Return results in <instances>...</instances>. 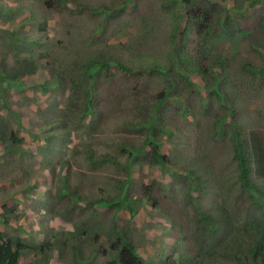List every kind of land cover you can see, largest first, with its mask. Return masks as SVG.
Masks as SVG:
<instances>
[{
    "label": "rangeland",
    "instance_id": "rangeland-1",
    "mask_svg": "<svg viewBox=\"0 0 264 264\" xmlns=\"http://www.w3.org/2000/svg\"><path fill=\"white\" fill-rule=\"evenodd\" d=\"M46 1L0 0V73L30 71L34 62L37 66L32 74L21 77V87L3 91L0 82V114L9 124L8 138L0 142V231L34 246L44 238L53 240L48 225L54 233L58 231L57 243L77 230L78 247L85 254L96 256L94 264H107L101 252L109 244L105 231L115 215L104 208L94 215L88 204L82 213L74 205L69 221L57 218L50 222L48 214L42 212V200L47 199L49 191L57 189L58 176L62 175L59 172L66 160L72 161L67 168L70 195L77 192L84 199L76 203L78 206L101 197L117 199L121 195L118 187L127 176L132 178L127 185V194L132 198L151 193L149 196L157 199V207L148 197L134 205L138 209L134 218L128 212L116 217L121 226L125 224L134 232L133 242L145 264H155L160 257L172 255L173 246L183 239L190 225L194 226L195 213L185 204L188 184L173 178L186 164L195 170L193 177L204 181L197 195L205 212L223 204L230 211L246 209L244 199H237L240 190L233 143L217 128L237 122L249 135L257 133L264 141V73L261 81L251 73V67L264 66V0L255 5L248 4V0H196L213 15L209 34L197 18L188 19L184 8L180 9L184 12L182 19L175 20L176 4L165 7L163 0H66L84 8L61 4L62 10L50 9ZM238 8L243 9L241 14L234 11ZM221 21L223 25H219ZM177 24L181 31L188 28L184 43L173 39ZM223 26L228 28L227 33ZM15 37L19 43L13 48L11 41ZM23 41L25 51L20 52ZM181 48L209 68L208 82L201 77H193V86L182 82L171 56ZM106 53L114 61L106 70L98 71L90 84L93 114L81 124L84 127L78 135V146L73 139L65 143L70 149L77 148L78 153L42 151V139H32L33 136H59L63 114L74 107L75 97L81 95V87H74L82 84L78 78L81 70L72 71L69 67L78 59L84 60V56ZM18 54L27 58L23 65L18 64ZM212 55H220L225 61L226 80L219 83L224 99L211 91L215 73L220 72L219 67L210 66ZM117 62L132 68L133 73L121 72ZM168 65L173 68L170 79L164 81L156 67ZM242 65H248L245 72ZM166 89L171 91L156 115L159 124H165L158 136L162 153L174 166L163 171L150 166L151 149L147 147L128 174L130 160L119 156L117 149L124 142L137 149L145 143L148 128L143 123L154 115L158 96ZM178 99L189 101L190 116H184L185 107ZM229 111L235 115L233 122L224 120ZM75 122L79 124L77 118ZM12 131L24 141L20 149L11 146ZM54 141V148L64 145L58 139ZM86 144L92 145L99 165L91 167L82 147ZM108 156L116 158L121 166L108 161ZM33 186L38 189L32 190ZM2 206L8 209L6 218L2 216ZM65 207L60 204L58 212L63 214ZM87 217L91 224L97 222L106 229L101 231L90 225L95 232H101L97 242L95 233L82 234L87 228ZM7 219L10 224L4 225ZM66 249V259L71 260L72 248ZM187 250L195 255L193 246ZM41 259L42 256L26 251L20 264H42ZM50 264H63L60 254L54 253Z\"/></svg>",
    "mask_w": 264,
    "mask_h": 264
},
{
    "label": "trees",
    "instance_id": "trees-1",
    "mask_svg": "<svg viewBox=\"0 0 264 264\" xmlns=\"http://www.w3.org/2000/svg\"><path fill=\"white\" fill-rule=\"evenodd\" d=\"M248 1V4L255 5L261 0ZM128 2H130V0ZM45 3L53 10H62L61 4H67L66 6L71 5L73 9L80 7L74 2L69 4L66 0H47ZM173 3L177 6L175 9L177 15L175 20L182 19V15L185 12L188 19L192 20L193 18H197L201 28L205 29L208 34L212 32L211 20L213 22V15L209 14V9L206 7L205 12L200 2L196 0H163L162 4L166 7L171 4L173 5ZM80 8L83 9L84 7ZM183 8L185 9L184 12L180 10ZM234 11L241 14L243 9L238 8L234 9ZM220 24L223 25L222 21L219 22V25ZM222 28H224V31L227 33L228 28L226 26ZM187 34V26L181 31L180 24H177L173 30V39L184 43ZM11 42L13 43V48H16L17 43H19H16V37L12 39ZM25 47L26 43L23 41L20 44V52L25 51ZM171 56L172 65L174 69L179 71L182 82L185 81V83L193 86L195 85L193 83V77H201L206 82L209 81V68L203 66L200 61L196 62L192 56L190 57L188 53L184 52L183 48L175 49ZM23 57V54H18L17 58L19 65H23L27 62V58ZM209 60H211V67L220 68V72L215 73L214 88H211V91L215 95L216 93L219 94L220 98L224 99L219 83L226 80L227 71L225 61L220 55H212ZM113 61V58L108 56L107 53L101 55L93 54L92 58L84 56V60L78 59L72 64L73 66L69 67L72 71L79 72L81 70V75L79 74L78 78L82 84L81 86L74 85L76 89L81 87L78 91L81 95L75 97L74 107H70L63 114L61 124L64 125L60 126L58 129L59 136L50 135L51 137L46 136L45 138L33 136L32 139H42V141L40 140L43 143L41 145L44 147L42 151H47L49 154L60 151H66V153L73 151L74 153H78V151H76L77 148L75 149L73 146L72 149H70L65 143L69 139H73L75 146H78L76 145L78 135L84 127L81 124L85 123L86 118L93 114V92L90 84L93 83L98 71L106 70ZM117 66L122 70L121 72L126 74L133 73L134 71L132 68H126L120 62H117ZM242 67V72L248 69V65H242ZM0 68H3V66H0ZM32 68L36 70L37 66L35 62ZM172 68L168 65L163 68L156 67V70L160 71L162 79L167 81L170 79ZM33 70L22 72L16 70L12 73H0L2 90L6 91L7 89L21 87V77L32 74L34 72ZM251 71L258 81L262 80L264 66L260 68L253 66L251 67ZM83 83H86L87 87H84ZM41 89H44L43 86H41ZM169 89L159 94L157 102L155 103L154 115L152 114L148 120L143 123V125L148 128V137L145 143L137 149L136 146H129L124 142L121 143V146L117 149L119 156H127L130 160L127 166L128 174H130L131 166H133L132 164L139 162L138 157L145 152L147 147L151 149L149 152L150 166L158 167L161 171L171 169L174 166L171 159L162 153L158 131H164L161 125L165 124H159L156 116L161 109L162 103L167 99L168 92L171 91H169ZM226 98L228 97L225 96V99ZM180 101L185 107L184 116H190L189 101ZM76 118L79 124L75 122ZM225 119H228L229 122H233L235 119L233 111H229L224 117V120ZM224 120L221 119L219 122L222 124ZM217 129L222 130V133L230 138V141L233 143L234 159L237 163L238 185L240 190L237 199L242 197L244 199L242 202L247 203L246 207L248 209L239 208L238 212H235L228 210L227 205L223 204V206L221 205L214 211L205 212L199 201V196L197 195L204 181L197 180L198 176L193 177L195 170H191V165L186 164L187 167L178 169L177 173L173 174V178H177V181L181 179V181L188 184V196H186L185 204L195 213V216L192 218L194 226L190 225L189 231L183 235V239L173 246L172 255L166 258H164V256L160 257L157 263L154 262L155 264H264V141L257 133L249 135L247 131H244L237 125V122H233L231 127L225 126L223 128L221 125L218 126ZM8 130V121L0 114V142L6 141L8 138ZM52 138L54 140L58 139L64 145L54 148L56 141ZM9 140L12 141L11 146H14L15 149H20L24 143L23 139L18 138L13 131ZM82 147L84 152L87 153L86 158L88 162H92L90 164L91 167L96 164L99 165L98 158H96L95 152L92 150V145L86 144L82 145ZM7 151H11V149H7ZM108 158L110 159L108 161L114 162L116 166H121L116 158H112L111 156H108ZM66 161L63 162L59 172L62 175L58 176L59 181L56 184V186H58L57 189L49 191L47 193V199L42 200V212L48 214L47 217H50V222L57 218L63 221L68 219L69 221L74 205L78 207L79 213L84 212L88 204L89 211L94 215H99V210L104 208L106 209L105 212L112 213L117 218L119 214L127 212L134 218L138 209L133 206L141 203L144 199L147 200V197L149 198L148 200L153 201L154 207L158 206L157 199L149 196L151 193L138 199H134L127 194V185L132 180L130 176H127V180L124 183H119L121 187L117 186L121 194L117 195V199L101 197L97 200L87 202L83 206H78L76 203H81V200L84 199L79 196L77 192L70 195L71 181L67 168H69L72 161L68 160L69 164ZM64 170L66 171L65 173H63ZM257 178L262 179L263 182H259ZM153 187V185L150 186L148 190ZM31 189L35 190L38 189V187L33 186ZM62 203L66 205L63 214L59 213L57 208ZM2 207H4V214H2V216L6 218L7 215L5 213H8V209L5 206ZM104 216L106 217V215ZM116 217L114 220L112 219L110 221L111 227L107 230L104 229V226H100V223L95 222L91 224V221L87 217V224L85 221V226H87V228L84 229L82 234L84 236H89L95 233V242H97L101 238V232H95L93 230L94 228H91L90 225L100 227L101 231H103V229L106 230L105 236L110 239V241L107 248L104 247L101 256L107 259V264H145L141 258L139 248L133 242L132 236L134 232L130 230V227L125 226V224L121 226L116 221ZM3 224L9 225L10 221L7 219ZM75 227L77 226L75 225ZM47 230H49V232L51 231L50 238L53 240L44 238L43 242L34 246L25 245L20 238L9 237L0 231V264H20V260L26 251L32 252L34 256H42L40 261L42 264H50L54 253L60 254L63 264H94L96 256L85 254L81 247H78L75 243L79 231L76 230L73 233L69 232L65 239L57 243V239H59L58 231L54 233V228L49 225L47 226ZM68 246L72 248L70 249L73 255L71 260L66 259L65 249ZM188 246H193L195 255L188 254ZM66 250L68 251L69 248ZM176 256L178 259L174 260Z\"/></svg>",
    "mask_w": 264,
    "mask_h": 264
},
{
    "label": "clouds",
    "instance_id": "clouds-1",
    "mask_svg": "<svg viewBox=\"0 0 264 264\" xmlns=\"http://www.w3.org/2000/svg\"><path fill=\"white\" fill-rule=\"evenodd\" d=\"M4 72L6 71V70H3Z\"/></svg>",
    "mask_w": 264,
    "mask_h": 264
}]
</instances>
